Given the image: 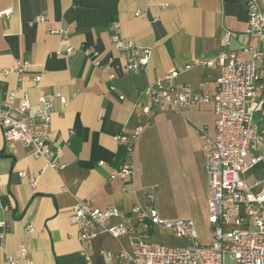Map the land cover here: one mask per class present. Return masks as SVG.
Returning <instances> with one entry per match:
<instances>
[{"label":"crops","instance_id":"0c3cea01","mask_svg":"<svg viewBox=\"0 0 264 264\" xmlns=\"http://www.w3.org/2000/svg\"><path fill=\"white\" fill-rule=\"evenodd\" d=\"M257 2L264 10V0ZM7 8L13 12L0 18V101L17 91V105L26 93L31 103L28 115L38 124L39 93L48 95L52 103L50 148H61L57 161L65 166L53 170L45 159L32 157L30 147L5 141L0 129V199L8 205L0 207V220L6 224L0 264H5V254H18L19 244L26 246L34 264H125L102 252L120 246L131 250L133 243L127 237L116 240L105 233L92 240L87 263L77 239L79 228L69 223L68 214L79 200L122 213H131L135 205L144 203V183L138 170L131 177L109 178L124 160L123 148L113 136L131 132L139 121L133 107L138 92L173 71L178 73L177 83L213 92L217 66L200 62L215 57L224 32H230L232 50L254 45L264 50V35L259 41L245 35L244 0H154L149 4L145 0H0V11ZM137 10L141 16L135 15ZM37 16L47 20L35 22ZM112 23L122 36L151 50L142 70L122 71L123 56L110 40ZM52 25L67 28L69 36L50 34ZM69 47L72 51L66 53ZM83 48L98 51L102 64L110 58L112 63L95 66ZM20 60L29 63L21 75L15 71ZM188 64L191 67L185 70ZM259 72L264 83V63ZM35 76H40L37 84ZM56 94L65 96L66 102L61 103ZM253 110L256 123L264 128L261 97ZM205 153L201 166L206 172ZM100 161L104 163L99 165ZM261 169L248 179L253 174L255 180L263 181L257 176L264 173V167ZM21 171L38 176L34 187L18 175ZM29 226L34 228L31 233ZM139 228L143 239L162 243V227Z\"/></svg>","mask_w":264,"mask_h":264},{"label":"built area","instance_id":"2783aa9c","mask_svg":"<svg viewBox=\"0 0 264 264\" xmlns=\"http://www.w3.org/2000/svg\"><path fill=\"white\" fill-rule=\"evenodd\" d=\"M148 4L154 0H145ZM247 7L245 35L260 40L264 35V10L257 0H244ZM13 8L0 11V18H8ZM136 16L142 13L137 10ZM46 16H37L35 22H45ZM110 40L123 56L122 71L135 73L148 63L151 50L125 38L116 23L111 24ZM48 32L61 38L69 36V30L52 25ZM222 47L212 60L201 61L202 66L216 65L218 74L213 92L203 87L194 88L175 81L178 73L173 71L161 79L149 82L138 92L133 107L139 121L129 133H117L113 140L123 148L124 160L114 169L110 179L131 177L138 170L134 161V150L140 133L156 111L181 112L186 107L211 105L214 120L212 136L204 139L205 163L208 176L207 223L212 228V239L208 245L199 243L193 220L188 218L163 219L155 206V186L145 190L144 203L135 205L131 213H122L117 208L91 207L85 200L77 201L68 214V221L79 228L77 239L82 244V254L90 263L92 240L101 233L113 239L127 237L133 243L131 250L124 246L115 251L102 253L121 260L125 264H264V184L261 180L248 183L249 174L264 164V128L254 122L253 105L261 97L264 101V83L259 65L264 63V50L258 45L230 49V32L222 35ZM72 48H67L66 53ZM83 53L95 66L108 67L99 60V52L83 48ZM62 54V52H58ZM29 63L17 61L15 71L21 75ZM191 65L184 68L188 70ZM110 79L114 74L109 73ZM36 84L40 76H35ZM17 91L9 92L0 101V129L3 139L20 142L32 149L31 156L43 158L53 170L65 165L58 163L61 148H50L52 141L49 128L52 103L44 92L39 93L36 105V124L28 115L31 107L28 95L23 93L17 105ZM264 95V94H263ZM61 103L65 96L56 94ZM122 99V96L120 97ZM104 162L100 161L99 165ZM34 187L38 181L35 174L18 172ZM0 207L8 208L0 199ZM139 225L149 228L160 226L174 238L186 240L184 245L154 244L140 236ZM6 224L0 220V248L3 247ZM31 233L32 226L28 227ZM18 254H5V264H34L24 244L17 246Z\"/></svg>","mask_w":264,"mask_h":264},{"label":"rangeland","instance_id":"374dc122","mask_svg":"<svg viewBox=\"0 0 264 264\" xmlns=\"http://www.w3.org/2000/svg\"><path fill=\"white\" fill-rule=\"evenodd\" d=\"M215 116L209 105L171 109L151 114L138 137L135 165L142 174L145 190L155 186L156 208L166 220H193L199 243L208 245L212 228L207 223V174L202 170L204 139L214 132ZM258 121L257 116L254 122ZM261 164L258 168H262ZM264 179V173H258ZM255 175L248 179L253 183ZM264 184V180L262 182ZM153 240V239H152ZM161 242L183 245L165 230Z\"/></svg>","mask_w":264,"mask_h":264},{"label":"trees","instance_id":"16d2710c","mask_svg":"<svg viewBox=\"0 0 264 264\" xmlns=\"http://www.w3.org/2000/svg\"><path fill=\"white\" fill-rule=\"evenodd\" d=\"M263 105H264V101H263Z\"/></svg>","mask_w":264,"mask_h":264}]
</instances>
